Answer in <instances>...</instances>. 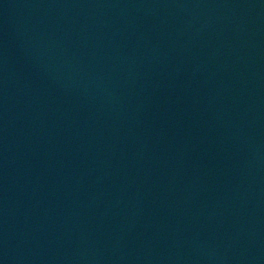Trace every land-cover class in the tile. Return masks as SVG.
<instances>
[{
	"label": "water",
	"instance_id": "1",
	"mask_svg": "<svg viewBox=\"0 0 264 264\" xmlns=\"http://www.w3.org/2000/svg\"><path fill=\"white\" fill-rule=\"evenodd\" d=\"M0 264H264V0H0Z\"/></svg>",
	"mask_w": 264,
	"mask_h": 264
}]
</instances>
